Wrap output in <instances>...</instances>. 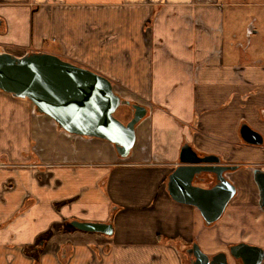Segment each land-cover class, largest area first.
Listing matches in <instances>:
<instances>
[{
    "label": "crops",
    "instance_id": "0c3cea01",
    "mask_svg": "<svg viewBox=\"0 0 264 264\" xmlns=\"http://www.w3.org/2000/svg\"><path fill=\"white\" fill-rule=\"evenodd\" d=\"M0 47L90 69L148 110L123 159L0 92V264H35L38 246V264L70 251L67 264H193L194 244L209 256L264 249L252 220L264 214L254 174L264 171V0H0ZM245 127L263 145L248 144ZM185 146L239 166L227 177L237 195L212 226L168 191ZM74 221L114 235L61 226Z\"/></svg>",
    "mask_w": 264,
    "mask_h": 264
},
{
    "label": "water",
    "instance_id": "95a60500",
    "mask_svg": "<svg viewBox=\"0 0 264 264\" xmlns=\"http://www.w3.org/2000/svg\"><path fill=\"white\" fill-rule=\"evenodd\" d=\"M0 92L30 101L37 113L49 116L69 134L109 141L123 159L130 156L137 126L148 116L147 108L118 96L106 77L48 53L16 56L0 51ZM122 106L133 111L127 124L115 117ZM243 138L250 145H263L260 135L249 127L243 129ZM238 169L223 164L217 156H200L191 146H185L181 165L169 177L168 191L175 201L197 208L206 224L212 226L237 195L227 177ZM254 174L264 212V171L256 169ZM203 175L216 176L217 184L207 188L198 185H207ZM71 226L83 233L114 235L112 224L74 221ZM188 254L194 257L193 264H230L226 253L211 257L198 244ZM230 256L243 264L264 263V249L246 243L232 246Z\"/></svg>",
    "mask_w": 264,
    "mask_h": 264
},
{
    "label": "rangeland",
    "instance_id": "374dc122",
    "mask_svg": "<svg viewBox=\"0 0 264 264\" xmlns=\"http://www.w3.org/2000/svg\"><path fill=\"white\" fill-rule=\"evenodd\" d=\"M234 9H231V8H227V13H228V15L229 14H232L234 11H233ZM239 13H241V15H244V12H242L241 10H239ZM227 15V16H228ZM0 51H2V48L0 47ZM5 51V50H4ZM28 51L26 50V53H27ZM22 56H24V55H22ZM115 117L118 119V120H120V121H122L123 123H125V124H127V123H129L131 120H132V118H133V111L131 110V108H129V107H127V106H122V107H120L119 109H118V111L116 112V114H115ZM252 220H256V221H254V222H256L257 223V225H259V227L262 229V233H264V214H261L260 215V218L259 217H255V218H252ZM239 222V221H238ZM231 248V247H230ZM226 249H228V252H226V254L229 256V262H230V264H238L239 263V261H236L232 256H230V249L229 248H226ZM211 257H213V256H211ZM241 261V260H240Z\"/></svg>",
    "mask_w": 264,
    "mask_h": 264
},
{
    "label": "trees",
    "instance_id": "16d2710c",
    "mask_svg": "<svg viewBox=\"0 0 264 264\" xmlns=\"http://www.w3.org/2000/svg\"><path fill=\"white\" fill-rule=\"evenodd\" d=\"M58 127H59L61 130H63L59 125H58ZM65 225H66V224H63V225H61V226L65 227V228H68V229L71 230V231H75V232H77V231L71 226V224H69V225H67V226H65ZM58 226H59L58 224H55V225L52 227L51 230H55V229L59 228ZM51 232H52V231H51ZM40 243H42V241H40ZM35 248H37V249H36V250H31L30 252H28V255H30V256L35 260V264H38V263H39V260H40V256H41L42 253H43L44 247H40V246H38V247H35ZM35 248H34V249H35ZM67 251H69V250H67ZM70 255H71V251H70V253H63V252H62V253L60 254V261H61L62 263L65 264V263L68 261Z\"/></svg>",
    "mask_w": 264,
    "mask_h": 264
},
{
    "label": "built area",
    "instance_id": "2783aa9c",
    "mask_svg": "<svg viewBox=\"0 0 264 264\" xmlns=\"http://www.w3.org/2000/svg\"><path fill=\"white\" fill-rule=\"evenodd\" d=\"M62 252H59V258H60V254H61ZM62 264H64V263H62ZM65 264H67V262L65 263Z\"/></svg>",
    "mask_w": 264,
    "mask_h": 264
},
{
    "label": "flooded vegetation",
    "instance_id": "af4514ba",
    "mask_svg": "<svg viewBox=\"0 0 264 264\" xmlns=\"http://www.w3.org/2000/svg\"><path fill=\"white\" fill-rule=\"evenodd\" d=\"M229 174H230V173H229ZM238 264H243V263H242V261H239V263H238Z\"/></svg>",
    "mask_w": 264,
    "mask_h": 264
}]
</instances>
